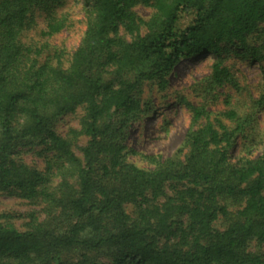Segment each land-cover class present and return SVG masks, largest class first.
I'll use <instances>...</instances> for the list:
<instances>
[{"label":"trees","instance_id":"obj_1","mask_svg":"<svg viewBox=\"0 0 264 264\" xmlns=\"http://www.w3.org/2000/svg\"><path fill=\"white\" fill-rule=\"evenodd\" d=\"M64 1L0 0V193L44 212L28 214L22 232L0 222V264H264V151L234 155L249 118L228 112L230 130L192 106L182 161L126 160L128 130L150 110L146 84L165 90L177 65L209 54L210 86H235L223 54L262 59L247 38L261 24L264 38V0H84L86 29L66 69L21 42L36 10L46 36L61 32ZM138 6L152 10L148 20ZM184 15L192 20L180 30ZM78 109L81 158L54 129ZM32 142L51 155L45 172L16 150Z\"/></svg>","mask_w":264,"mask_h":264},{"label":"rangeland","instance_id":"obj_2","mask_svg":"<svg viewBox=\"0 0 264 264\" xmlns=\"http://www.w3.org/2000/svg\"><path fill=\"white\" fill-rule=\"evenodd\" d=\"M83 2L84 0H65L62 7L56 10L57 16H63L65 19V27L53 36H46L44 33L45 14L39 10L34 11L32 24L23 33L21 42L28 47L43 48V58L47 55L59 56L61 67L68 68L71 56L79 46L86 29ZM134 12L144 21L152 15L151 9L142 6L136 7ZM191 20V15H184L178 28L183 30ZM262 29L261 24L247 38L248 45L259 50L262 57L260 61L244 59L233 53L240 52L237 50L222 56L224 65L235 79V86H210L209 76L215 57L209 54L196 56L177 65L165 90H159L153 84H146L141 93V100L149 104L150 110L132 123L128 130L126 160L142 169L152 168L146 159L149 156L182 161L185 155L184 140L192 124V106L203 107L208 113V119L215 126L219 123L230 130L235 129L237 124L235 120L227 118L228 112H234L243 120L249 118L250 122L236 134L234 155L237 159H255L261 155L264 151V38L260 34ZM82 116L83 111L78 109L73 114L60 117L54 125L58 135L73 137L74 154L79 158L87 138L83 135L76 137L72 131L80 130ZM205 122L206 118L203 117L198 123ZM16 150L24 164L41 172L46 171L51 155L43 152L37 142L19 145ZM60 182L59 177L52 178L53 186L59 185ZM30 213L43 218V205L0 193L1 223L22 232L26 229L27 215ZM225 226L226 223L219 220L214 227L223 230ZM262 249L264 250V244ZM97 260L107 261L103 257H98Z\"/></svg>","mask_w":264,"mask_h":264}]
</instances>
